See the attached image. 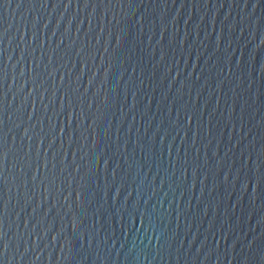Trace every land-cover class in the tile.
<instances>
[{
	"label": "water",
	"instance_id": "water-1",
	"mask_svg": "<svg viewBox=\"0 0 264 264\" xmlns=\"http://www.w3.org/2000/svg\"><path fill=\"white\" fill-rule=\"evenodd\" d=\"M0 264H264V0H0Z\"/></svg>",
	"mask_w": 264,
	"mask_h": 264
}]
</instances>
